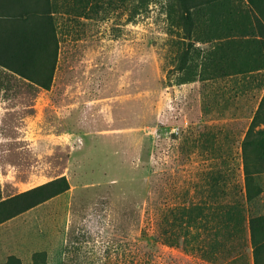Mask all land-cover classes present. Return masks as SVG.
Segmentation results:
<instances>
[{"label": "rangeland", "instance_id": "rangeland-1", "mask_svg": "<svg viewBox=\"0 0 264 264\" xmlns=\"http://www.w3.org/2000/svg\"><path fill=\"white\" fill-rule=\"evenodd\" d=\"M168 1L55 13L48 89L0 70L1 199L62 175L69 184L31 210L20 249L49 243L51 264H212L153 233L171 210L201 203L209 170L227 169L244 198L240 142L264 67L179 83L184 32L169 24ZM254 183L264 212V172ZM242 249L250 261L247 231Z\"/></svg>", "mask_w": 264, "mask_h": 264}, {"label": "trees", "instance_id": "trees-1", "mask_svg": "<svg viewBox=\"0 0 264 264\" xmlns=\"http://www.w3.org/2000/svg\"><path fill=\"white\" fill-rule=\"evenodd\" d=\"M101 1L0 0V70L48 89L59 50L55 13L71 10L82 14L87 5L94 8ZM127 1L111 0V7ZM166 13L169 24H177L184 32L185 49L178 67L184 77L179 83L196 80V74L213 78L264 67V0H169ZM195 42L203 47L194 46ZM198 63L199 73L195 70ZM240 149L244 198L227 169L209 170L202 184L201 203L163 216L164 225L153 233L155 241L190 248L213 263L264 264V212L257 210L261 189L254 183V176L264 172V93ZM68 189L62 175L0 197V225ZM246 231L250 261L242 249ZM40 254L45 252L32 253V258Z\"/></svg>", "mask_w": 264, "mask_h": 264}, {"label": "crops", "instance_id": "crops-1", "mask_svg": "<svg viewBox=\"0 0 264 264\" xmlns=\"http://www.w3.org/2000/svg\"><path fill=\"white\" fill-rule=\"evenodd\" d=\"M31 210L24 212L22 213L23 215L21 214L19 216H16L15 218L8 220L7 222L0 225V264H4L7 261L11 264H18L19 262L20 264H51V259L48 255L40 254L39 256H34V258H32V253H41L44 252L41 250L50 249L49 243L43 242L41 245H39L35 242L32 244L25 242L24 244L28 246L29 249H20L21 239H15V237L17 236L21 237V234H27V232H24V230L20 228L25 229L28 227V218L31 215ZM49 222L50 215L45 217V219L43 220L44 224H41V227L45 229L50 228ZM42 234V231L39 230V233L36 234V236H41L40 238L43 239ZM30 235H32L31 232ZM27 238L25 239L27 240ZM212 264L221 263L212 262Z\"/></svg>", "mask_w": 264, "mask_h": 264}]
</instances>
